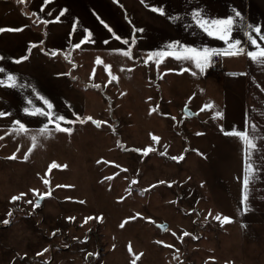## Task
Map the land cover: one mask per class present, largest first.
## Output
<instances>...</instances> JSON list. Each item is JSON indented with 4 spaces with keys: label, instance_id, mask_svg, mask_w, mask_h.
Returning <instances> with one entry per match:
<instances>
[{
    "label": "rangeland",
    "instance_id": "374dc122",
    "mask_svg": "<svg viewBox=\"0 0 264 264\" xmlns=\"http://www.w3.org/2000/svg\"><path fill=\"white\" fill-rule=\"evenodd\" d=\"M66 2L0 0V28L17 29L0 32V67L5 78L9 71L17 77L15 87L0 85V111L10 113L0 117V221L9 220L0 222V264H131L129 244L142 253L137 264H264V224L214 218L232 213L210 199L208 145L201 144L208 137H188L193 114H182L177 104L163 106L191 89L183 83L188 75L154 71L141 59L132 72L128 58L120 64L111 54L78 55L72 62L65 52H39L46 25L70 21ZM22 55L26 59L13 60ZM32 88L54 104V112L76 121L61 122L72 133L52 124L50 134L42 131L47 121L22 111L47 110ZM73 113L101 123H81ZM15 119L28 126L26 134L16 131ZM32 136L37 143L28 153ZM149 146L147 154L135 151ZM53 161L66 167H51ZM217 162L214 170L224 176L226 165ZM20 193L21 199H10Z\"/></svg>",
    "mask_w": 264,
    "mask_h": 264
},
{
    "label": "crops",
    "instance_id": "0c3cea01",
    "mask_svg": "<svg viewBox=\"0 0 264 264\" xmlns=\"http://www.w3.org/2000/svg\"><path fill=\"white\" fill-rule=\"evenodd\" d=\"M66 5L70 21L48 23L45 27L46 36L45 33L38 35V51L43 47L44 52L48 54L65 52L67 55L71 54V61L78 55L111 54L121 64L128 58L117 51L123 47L125 50L130 49L133 57H136L128 58L132 72L137 71L140 59L146 58L153 50L164 48L172 40L189 43L198 48L224 47V42L208 37L193 25L187 13L197 6L204 8L213 17L231 14L232 6L241 11L243 24L241 25L237 18V30L232 36L241 39L246 49L249 48V42L241 28L247 31L248 24H260L261 31L264 32V0H119V3L115 0H67ZM148 5L164 7L166 14H179L183 19L169 20L167 15L154 12ZM60 10L62 9L58 8V11ZM101 20L109 25L112 32ZM74 23L77 24L75 29L72 28ZM83 29L91 30L93 37L79 48H75L73 45L78 41ZM138 29L144 31L139 32ZM113 32L122 39H116L112 35ZM124 39H128L127 45L124 44ZM132 39H135V44H132ZM259 43L264 45V41ZM22 52L24 53L25 49ZM150 62L154 71L163 72L165 69L187 66L171 56L165 57L159 66L154 61ZM182 73L190 78L183 83L191 89L186 88L185 93H181V101L170 96L162 103L167 104L163 105L167 109L170 104L179 105L174 108L180 109L182 114L185 109L193 112V129L188 132V137H208V143L205 144L203 138L201 144L203 149L208 145L211 164L209 193L210 199L214 200L212 204L231 207L232 221L264 224V66L252 62L246 54L220 55V70L217 74L209 73L208 68L204 74L196 76L187 71ZM233 73L236 75H232ZM187 93L191 94L192 98L185 97ZM209 102L213 107L202 109L203 104ZM216 110L223 113L222 117L214 118L213 113ZM252 124L256 125L255 130L251 129ZM220 125L226 130L233 127L247 128L258 144L249 161L255 166V174L251 178L247 212L244 211L245 205L241 203L245 166L243 146L237 138L224 135L220 131ZM218 159L223 160L226 165L224 176L214 170ZM221 199H225V202L222 203Z\"/></svg>",
    "mask_w": 264,
    "mask_h": 264
},
{
    "label": "snow or ice",
    "instance_id": "6c2138e0",
    "mask_svg": "<svg viewBox=\"0 0 264 264\" xmlns=\"http://www.w3.org/2000/svg\"><path fill=\"white\" fill-rule=\"evenodd\" d=\"M49 0H44V3L47 4ZM116 3H119V0H115ZM143 2V0H142ZM152 8L154 12L160 13L162 15H167V18L169 20H178L183 19L179 14L171 15L166 14L165 8L157 5H148ZM66 11V9L64 10ZM231 14H228L225 17H213L209 13L206 12L204 8H201L199 6L192 8L190 12L187 13V15L190 17L193 25L200 31H202L204 34H206L208 37L217 38L220 41L224 42V47L222 48H214V47H195L192 44L189 43H182L179 40H172L169 41L164 48L162 49H156L147 55L146 58L142 60L144 64H149L150 61H154L157 66H159L160 62L168 56L173 57L177 61H181L182 65L186 64L187 66H181L178 68H171V69H165V71H177V72H190L191 75L196 76L198 74H204L206 72V69L210 67V65L214 62V57L216 56H239L241 54H246V56L254 63H258L259 65L264 66V45L260 44L259 41H264V32L261 31L262 25L260 24H248L246 28L247 31H244L243 28L240 30L243 31V35L247 38V41L249 42V48H245L243 45V42L239 38H234L232 36V33L237 30V18H239V22L242 25L243 24V17L241 11L236 9L234 6L231 7ZM60 15H63V11ZM60 15H57L55 17L56 21L60 20ZM78 20V18H76ZM45 23H48V21H45ZM101 23H104V26L108 28L110 32H112V29L107 25L103 20H101ZM77 27V24L74 23L72 25V28L75 29ZM5 30H17V29H5L0 28V32H3ZM137 31L143 32V29H138ZM86 33V34H85ZM71 35V33H70ZM113 36L116 37V39H122V37L117 36L116 33H112ZM93 37V32L88 29L81 30L80 37L77 42L74 43L73 47L79 48L81 44H84L86 41H90ZM132 44H135V39H132ZM33 42H29L30 46ZM107 43V41H105ZM129 43L128 39H124V44L127 45ZM30 51V48H29ZM41 51H44V49H41ZM117 51L122 52L125 57L128 58H136L133 57L132 51L125 50V48L121 47L117 49ZM54 54V53H50ZM4 58L0 56V60H3ZM26 59L25 56H20L19 58H13L15 62H19ZM101 59L97 57L96 63H101ZM110 65H105V68H109ZM195 69V70H194ZM198 70V71H197ZM4 68L0 67V85L4 86H11L15 87L17 85V77L12 72H7L6 78L4 77ZM62 75V74H58ZM232 75H236L233 73ZM109 77L111 80H118V76L113 75L111 72H109ZM99 87V85H96ZM202 91V90H201ZM32 92L36 94L39 101H42L44 105L47 106V110L44 107H23L22 111L25 114L29 115H36L38 117L43 118L47 121L46 124L43 125L42 131H46L50 134L51 129L48 128L49 124H52L54 126V129L56 131H62L64 133H72L73 127L71 126H63L61 122H64L65 124H74L75 120H70L66 115L59 114L58 112H54V104L47 98H45L43 95H41L37 89L32 88ZM124 93H121L123 95ZM29 105H33V101L29 99L27 101ZM213 107V104L211 102L205 103L202 106V109H211ZM5 115H10V113H7L5 111H0V117H3ZM73 115H76L77 118L81 123L85 121H91L92 123L96 124L97 126L100 125L101 121L94 120L92 116H86L82 117L78 114L73 113ZM223 113L220 110H216L213 113L214 118H220L222 117ZM175 119V118H173ZM14 125H18V128L16 129L17 132L20 133H27L28 132V126L23 123L20 119H15L12 122ZM252 130H255L256 125L252 124L251 126ZM220 131L226 135V136H233L238 139V141L243 146V151L245 153L244 161V173H243V182H242V195H241V203L245 205L244 211H248V205L247 202L249 201V188L251 183V178L255 174V166L250 163L252 154L255 152V150L258 147V144L255 140V138L250 134L247 128L244 129H237L235 127L231 128L230 130H226L223 125H220ZM200 134V133H198ZM153 140H159L160 138L158 136L153 135ZM32 146L27 149V152L30 153L33 148L36 146L37 138L36 136L31 137ZM18 150V149H17ZM151 150V147H145L143 149L136 148V152H143L147 154ZM199 151V150H197ZM13 157H15V153L12 154ZM203 155V153H201ZM21 158L27 159V154H24ZM175 160H179L182 157L175 156L172 157ZM103 159V158H102ZM99 163V161H97ZM51 167H66V165L63 164H57L55 161L52 162ZM37 175H40L39 173ZM45 184H48L49 181L47 179H44L43 181ZM171 183V182H169ZM32 192L37 193L40 197L50 195L49 192H43L40 193L38 189H31ZM25 193H20L19 195H13L10 199L12 201H17L21 199ZM119 199H124V197H119ZM27 203H32L31 200L26 201ZM40 204V200L37 199L35 201V204L33 205L38 206ZM12 213L11 211L8 213L10 216ZM141 214L139 212L136 213V216H140ZM209 215H211V211L209 210ZM93 217L89 216L85 218L86 222L87 220L92 219ZM217 221L222 220L223 222H230L231 217L224 215L221 217L220 215H216L214 217ZM69 220H74V217H67ZM99 219V218H98ZM126 219H134V217H129ZM4 224L9 223L8 219H4L3 221H0ZM123 225H121L122 227ZM55 233H53L54 235ZM184 235H188L187 232L184 233ZM158 243H164L163 241H158ZM171 247V245H169ZM43 251H47V249H44ZM128 251L133 254V259H131V264H137L138 260L140 259V256H142V253H135L133 252L131 244L128 246ZM42 254V253H41ZM98 255V254H97Z\"/></svg>",
    "mask_w": 264,
    "mask_h": 264
},
{
    "label": "built area",
    "instance_id": "2783aa9c",
    "mask_svg": "<svg viewBox=\"0 0 264 264\" xmlns=\"http://www.w3.org/2000/svg\"><path fill=\"white\" fill-rule=\"evenodd\" d=\"M214 62L208 67V71L211 74H217L220 70V56H216L213 58Z\"/></svg>",
    "mask_w": 264,
    "mask_h": 264
},
{
    "label": "water",
    "instance_id": "95a60500",
    "mask_svg": "<svg viewBox=\"0 0 264 264\" xmlns=\"http://www.w3.org/2000/svg\"><path fill=\"white\" fill-rule=\"evenodd\" d=\"M186 116H191V112L188 110V109H185L184 112H183ZM165 227V224H161L160 225V228L161 229H164Z\"/></svg>",
    "mask_w": 264,
    "mask_h": 264
}]
</instances>
